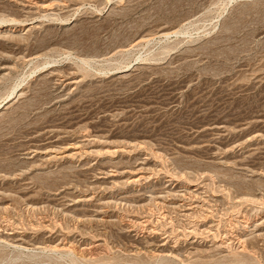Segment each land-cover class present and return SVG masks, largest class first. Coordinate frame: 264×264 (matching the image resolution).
<instances>
[{
    "label": "rangeland",
    "instance_id": "374dc122",
    "mask_svg": "<svg viewBox=\"0 0 264 264\" xmlns=\"http://www.w3.org/2000/svg\"><path fill=\"white\" fill-rule=\"evenodd\" d=\"M0 264H264V0H0Z\"/></svg>",
    "mask_w": 264,
    "mask_h": 264
},
{
    "label": "bare ground",
    "instance_id": "6f19581e",
    "mask_svg": "<svg viewBox=\"0 0 264 264\" xmlns=\"http://www.w3.org/2000/svg\"><path fill=\"white\" fill-rule=\"evenodd\" d=\"M40 7V6H39ZM42 7L44 8L45 6H43L42 5ZM36 22V21H35ZM209 124V123H208ZM53 127V126H52ZM211 127H213V128H216V129H218V128H220V127H222V125L221 124H211ZM53 137V136H52ZM91 137V139L92 140H98V139H100L101 137L100 136H98V135H95V136H90ZM90 138H88V140H89ZM128 139H130V138H128ZM247 139H249V138H247ZM87 140V141H88ZM133 141V140H132ZM84 143V142H83ZM60 145H61V143H60ZM79 145H78V143L76 142V143H70V144H67V145H63V147H60L59 149H60V151H61V153L63 154V155H66V156H68V157H74V156H76L77 155V151L76 150H79ZM84 147V146H83ZM52 148H54V147H52ZM47 149V148H46ZM42 150H44V149H42ZM73 151H76L75 153L73 152ZM80 151H81V149H80ZM80 151H79V153H80ZM84 151V150H83ZM109 151V150H108ZM73 152V153H72ZM90 153V152H89ZM248 153V152H247ZM65 157V156H64ZM253 158V157H252ZM101 168V167H100ZM102 169V168H101ZM107 168H104V169H102L101 170V175L103 176V175H106L107 174V171L108 170H106ZM117 170V169H116ZM93 171V170H92ZM119 171V170H118ZM137 172V171H136ZM112 173H114V171L112 172ZM135 173V172H134ZM133 173V174H134ZM117 174V173H116ZM120 174H122V173H120ZM113 175H115V174H113ZM143 177V176H142ZM134 179V178H133ZM34 205V204H33ZM8 207V206H7ZM35 209V208H34ZM33 210V209H32ZM98 223H100V222H98ZM138 224V223H137ZM134 225V224H133ZM122 230V229H121Z\"/></svg>",
    "mask_w": 264,
    "mask_h": 264
}]
</instances>
